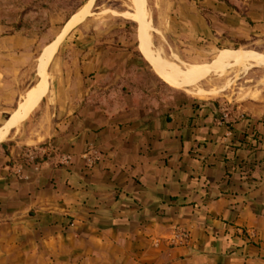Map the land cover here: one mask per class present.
<instances>
[{
    "label": "crops",
    "instance_id": "crops-1",
    "mask_svg": "<svg viewBox=\"0 0 264 264\" xmlns=\"http://www.w3.org/2000/svg\"><path fill=\"white\" fill-rule=\"evenodd\" d=\"M200 3L193 37H264V0ZM57 5L0 4V126L31 88L22 119L36 105L0 139V264H264V72L190 96L139 56L127 20L73 21ZM43 47L45 82L31 86ZM89 143L100 152L90 168ZM32 148L47 153L25 163ZM175 225L186 245L164 241Z\"/></svg>",
    "mask_w": 264,
    "mask_h": 264
},
{
    "label": "rangeland",
    "instance_id": "rangeland-1",
    "mask_svg": "<svg viewBox=\"0 0 264 264\" xmlns=\"http://www.w3.org/2000/svg\"><path fill=\"white\" fill-rule=\"evenodd\" d=\"M54 3H57V7L61 6L62 9H74L76 15L73 17V21L84 18L85 16H118L124 18L128 21L130 25L129 32L131 33L133 40V47L137 50L139 56L144 58L148 66L151 64L146 60L145 55L140 47L139 39V23L130 17H127L123 12H132L133 5L130 0H51ZM195 1L196 3H194ZM200 1L202 0H139L138 3H143L149 19L151 21L150 36L152 47L154 49H159L161 57L166 61L167 65H172L179 71H187L189 67H200L207 64H211L215 59L219 57L222 51L226 49H244V50H253L259 53L264 54V37H261V40L255 39H240L235 40L231 45L223 44L221 42L212 45L209 43V40L206 39L201 33H197L194 37L193 32L189 30L187 16L193 12H199L202 14L205 12ZM228 1V0H227ZM11 2H18V0H0L1 3L11 4ZM22 4H30V0H20ZM85 4V5H84ZM84 5V6H83ZM140 5V4H139ZM83 6V7H82ZM61 25V26H60ZM57 28L55 36L61 32L62 26L60 24ZM76 25V24H75ZM73 27V26H72ZM66 34V33H65ZM64 34V36H65ZM63 36V37H64ZM62 37V38H63ZM139 41H138V39ZM62 40V39H61ZM45 47V46H44ZM40 48L38 50L35 59L33 61V67L35 70L36 63H38V56L44 49ZM139 48V49H138ZM51 62V60H50ZM50 62L46 68L47 79L46 84H48V72ZM156 74L167 82L155 68L150 66ZM38 68V66H37ZM237 70V71H236ZM258 72H264V66H252L243 70L241 67L233 65H221L219 67L213 68L211 70L195 73L193 80L195 81L194 86L190 89L192 91H187L180 89L183 92H186L190 96L199 97L194 93V89L202 88L208 90L212 93L200 97H217L223 90H230L241 84H250L252 81L249 80L250 76H253V80L256 79ZM199 74V75H198ZM45 72L42 75V80L40 82H45ZM37 81V75L34 74V77L29 84L32 86ZM170 84L169 82H167ZM39 84V83H38ZM171 85V84H170ZM30 86V87H31ZM173 86V85H171ZM197 86V87H196ZM174 88H177L173 86ZM222 89V91H220ZM218 91V92H217ZM27 92V91H26ZM25 92V93H26ZM189 92V93H188ZM217 92V93H216ZM194 93V94H193ZM44 94V93H43ZM25 95V94H24ZM23 100V97H22ZM21 103V102H20ZM19 103V105H20ZM25 103L22 108V113L26 108ZM36 105L33 106L32 110L27 113L22 121L20 128L28 116L33 112ZM17 117L8 116L0 126V139L4 140L2 137L7 136L14 128V123ZM11 119L12 127H8L7 123ZM14 121V122H13Z\"/></svg>",
    "mask_w": 264,
    "mask_h": 264
},
{
    "label": "bare ground",
    "instance_id": "bare-ground-1",
    "mask_svg": "<svg viewBox=\"0 0 264 264\" xmlns=\"http://www.w3.org/2000/svg\"><path fill=\"white\" fill-rule=\"evenodd\" d=\"M130 1H131V4L133 5V11L123 12V14L127 17H130L131 19H134L135 21L139 23L140 47L145 55L146 60L155 68V70H157V72L167 82H169L171 85L177 88L184 89L187 91H192V89L190 88L192 87V85L194 86L195 81L193 80V77H195L194 76L195 73L205 72L213 68L219 67L221 65H229L230 67L232 66V68H233V65H236V66L241 67L243 70H246L247 68L252 67V66H264V54L263 53H259V52L248 50V49L247 50L226 49L222 51L219 57L215 59L211 64H207L205 66H200V67H189L187 68V71H179L178 69L171 67L172 65L171 66L167 65L165 63L166 61H164V59L161 57L160 50L154 49L152 47L153 41L151 42V36H150V31L152 30L151 21L145 9V5L143 3L142 4L138 3L139 0H130ZM37 72H38V75L42 77V71L40 67L37 68ZM38 83L36 82L35 84H38ZM33 91H34V88H31L23 96V100L20 103L19 107L17 108V118L14 123L13 130L18 129V127L21 125L22 111H23L22 108L23 106H25L24 104L30 100V97ZM194 93L196 95L205 96V95H209L212 92L202 89V88H196L194 89ZM9 134L7 136H9ZM7 136L2 135L1 138L5 139L7 138Z\"/></svg>",
    "mask_w": 264,
    "mask_h": 264
},
{
    "label": "built area",
    "instance_id": "built-area-1",
    "mask_svg": "<svg viewBox=\"0 0 264 264\" xmlns=\"http://www.w3.org/2000/svg\"><path fill=\"white\" fill-rule=\"evenodd\" d=\"M227 110V108L222 109L221 117L225 121L226 128L229 130L234 122V118L230 117ZM240 116L242 117V115ZM46 153V150H41L39 148L28 149L24 152L23 159L25 163H34L35 159L39 155L43 156ZM81 159L83 164L90 168L96 163V161L100 159V152L93 143H89L86 146L84 152L81 154ZM54 161L56 164L67 165L70 162V156L66 154H60L55 158ZM16 173L20 177L26 178V176L21 174L20 169H17ZM189 240L190 233L179 225L173 226L169 236L164 239V241L170 246L186 245ZM158 243H160L159 239H153V245H157Z\"/></svg>",
    "mask_w": 264,
    "mask_h": 264
},
{
    "label": "water",
    "instance_id": "water-1",
    "mask_svg": "<svg viewBox=\"0 0 264 264\" xmlns=\"http://www.w3.org/2000/svg\"><path fill=\"white\" fill-rule=\"evenodd\" d=\"M37 63H36V66H35V74L37 75V83L40 82V80L42 79V77L40 75H38V72H37Z\"/></svg>",
    "mask_w": 264,
    "mask_h": 264
},
{
    "label": "trees",
    "instance_id": "trees-1",
    "mask_svg": "<svg viewBox=\"0 0 264 264\" xmlns=\"http://www.w3.org/2000/svg\"><path fill=\"white\" fill-rule=\"evenodd\" d=\"M220 1H222V2H224V3H227L228 4V1L227 0H220ZM69 18V17H68ZM67 18V19H68ZM14 108H15V106H14Z\"/></svg>",
    "mask_w": 264,
    "mask_h": 264
}]
</instances>
